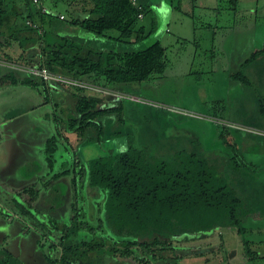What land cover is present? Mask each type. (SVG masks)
Returning a JSON list of instances; mask_svg holds the SVG:
<instances>
[{"label": "trees", "instance_id": "trees-1", "mask_svg": "<svg viewBox=\"0 0 264 264\" xmlns=\"http://www.w3.org/2000/svg\"><path fill=\"white\" fill-rule=\"evenodd\" d=\"M38 2L0 0V59L27 69L24 74L16 69L0 75V88L28 86L45 97L44 103L52 101V92L61 95L60 90H73L74 108H64L67 126L46 144L51 171H55L59 139L65 132L80 137L77 147L126 141L122 150L104 152L86 166L75 162L71 169L70 159L59 162L61 171L53 178L64 188L56 184L50 195L63 203L71 194L68 204L74 216L70 223L55 220L50 224L43 217L39 221L31 211L41 190H17L23 200L17 203V214L38 230L39 244L50 264H102L106 255L138 264H183L188 256L179 252L182 239L224 227L236 229L245 254L255 261L258 254L251 249L255 242L248 239L250 230L245 224L249 219H264V178L247 159L264 156V142L254 138L256 142L250 143L246 138L239 144L223 127L220 139L229 152L211 153L196 137L165 135L157 120L151 124L148 119L140 135L127 124L126 112L133 107L120 89L163 75L168 66L167 48L161 40L148 44L156 22L151 29L140 25L139 15L146 16L151 6L145 0ZM61 7L70 19L58 11ZM72 29L86 31L89 43L72 35ZM15 44L21 48L17 57L7 52ZM254 64L264 70V44L232 75L252 91L247 73ZM44 69L55 78L32 72ZM260 103L264 118V97ZM249 144L258 146L257 152L247 154ZM40 170L37 165L33 177ZM71 175L70 185L60 180ZM83 181L105 195L97 227L81 219L77 196ZM59 208L54 205L51 211L57 214ZM46 241H50L49 250ZM0 264L21 262L0 248Z\"/></svg>", "mask_w": 264, "mask_h": 264}, {"label": "rangeland", "instance_id": "rangeland-1", "mask_svg": "<svg viewBox=\"0 0 264 264\" xmlns=\"http://www.w3.org/2000/svg\"><path fill=\"white\" fill-rule=\"evenodd\" d=\"M159 1L161 0H145V4L151 7L147 11L145 19L140 21V25L151 29L154 25L153 22H156L155 35L149 37L148 44L157 39L161 40L167 48L168 66L163 75L156 74L148 81L120 89L122 93L129 96L125 102L133 107L126 112L127 124L135 131L136 135H140L143 130L142 126L148 122V119L150 120L148 123L151 124L157 120L158 128L165 135L196 137L203 143L205 150L211 153L229 152L226 144L220 139L223 127L228 128L239 144L246 138H248L246 141L250 143L255 141L254 138L264 142V118L260 113V100L264 97V78L261 80L257 73L259 68H256L255 64L247 73L249 78L251 77L254 91L243 81L232 77L234 73L241 70L244 61L255 50L263 46L264 35L257 31L244 36V29L246 28L247 31L249 27L245 22L249 23L251 20L242 19L244 12L237 9L236 11H241L237 18L241 19H238L233 26L241 34L237 33L238 35L233 40L234 51L231 56L225 52L227 54L225 58L212 56L210 51L212 41L205 38L208 32L205 29L199 34L198 31L195 32V28L202 22L180 12L177 13L166 1V3L164 1L158 3V5L161 4L159 7H154V3ZM174 1L176 5L179 0ZM166 10H169V13ZM58 11H63L62 13L65 14L62 7L58 8ZM223 11L231 16L230 9L227 8ZM65 16L68 18L67 14ZM257 29L259 28L257 27ZM73 31L72 35L75 34L80 37L79 39L89 43L90 35L86 31L72 29L71 32ZM20 50L21 48L15 44L14 48L8 49L7 52L17 57ZM217 61L220 62L217 63ZM226 61L228 62L226 63ZM223 62H225L224 65H222ZM16 69L23 74L27 70L24 66L0 59V75L8 70ZM72 91L69 89L60 90L61 95L52 92L50 94L52 101L44 103L45 97L28 86L0 88V140L8 153L5 158H1L5 167L1 169L0 182H6L7 186L11 184L14 187H21L20 185H22L25 188L35 187L41 190L40 197L31 212L39 221H44L41 218L43 217L51 221L50 224L56 221L67 224L74 216V212L68 204L71 194H67L63 203L57 202L56 197L50 195V189H53L54 186L60 185L64 188L58 184V180L53 178L56 172L61 171L59 162L63 158L70 159L71 169L74 168L75 162L86 166L88 161L102 153L119 151L126 146V141L123 138L112 141V144L106 142L77 147L81 141L80 137L75 133L65 132V134L63 133L64 137L59 139L61 149L57 153L58 161L55 171H51L46 160V144L50 138L58 134V129H64L67 126L64 119L67 112L64 108H74V100H70ZM4 120L6 121L4 122ZM256 133L261 136L254 135ZM66 136L70 143L66 141ZM247 146V154L257 152L258 146H252V144ZM37 159L41 170L38 175L33 177L32 169L37 165H35L36 162L31 161ZM247 160L258 169V173L264 178V156ZM28 177L31 178L28 179ZM70 178L72 175L60 180L70 185ZM2 186L4 185L0 186V207L2 210L4 208L10 211L18 209L17 203L23 202V200L21 201V198L16 195L17 192L9 193ZM12 197L14 200L11 199ZM77 197L79 198L78 207L82 213L81 219L97 227L98 219L102 217L101 209L105 195L100 190L89 187L88 183L83 181L79 183ZM54 205L60 206L57 214L51 211ZM58 214L60 219H58ZM249 220L245 226L250 230L247 235L248 239L255 242L251 244V249L258 254L255 261L249 260L245 254L244 243L236 229L224 227L211 234H200L182 239L180 241L182 247L179 252L188 256L182 263L264 264V258H261L264 257V219ZM32 221L31 219L27 220L30 224ZM53 233L60 237V232L54 231ZM32 237L30 234V236L19 238V244L22 240L26 242L24 245L26 257L24 253L22 255L23 262L28 264L32 259L31 247L34 246ZM86 239H90V237ZM49 245L50 241H46L47 250H49ZM102 264L138 263L134 260H124L106 255Z\"/></svg>", "mask_w": 264, "mask_h": 264}, {"label": "crops", "instance_id": "crops-1", "mask_svg": "<svg viewBox=\"0 0 264 264\" xmlns=\"http://www.w3.org/2000/svg\"><path fill=\"white\" fill-rule=\"evenodd\" d=\"M163 1L169 2L171 4V8L177 11V13L180 12L188 17L191 16L194 19H199L202 22L200 26L195 28V32L197 33L198 31L199 34L200 32H203L204 29L208 32V34H206L207 37H204L209 41H212V46L210 47V51L213 54L212 56L225 58L227 55L225 52H228L229 56H231V53L234 51L233 40H235V37L238 34H241V32L237 31L235 26H233L238 19H241L237 18V15L241 14V11H236L237 9L243 10L244 17L242 19L245 20L248 18V20H251L249 23L247 21L245 22L249 25V27L247 31L246 28L244 29V36L245 34L252 32L256 33L257 31L264 35V0H179L176 5L174 0H161L156 4L154 3V7H159L161 4L158 5V3H162ZM14 2L20 3L22 0ZM227 8L231 10V16L227 15L223 11ZM166 12L169 13V10H166ZM232 16H234V18H232ZM145 17L146 16H144L142 20H144ZM259 24L261 25L258 26ZM257 27L259 29H257ZM217 41L218 43H216ZM218 62L220 61H217V63ZM227 62L228 61H226V63ZM224 64L225 62L222 63V65ZM257 73L260 75L261 80H263L264 70L261 69L260 71V69H257ZM5 121L6 120H4V122ZM2 143L3 142L0 140V174L1 169L5 167L1 158H5L6 154H8L3 148ZM31 162H36L35 165H38V159ZM35 168L36 167L32 170ZM31 177H28V179ZM1 184L4 185L2 187L9 193H15L19 190V188H25L22 185H20L21 187H14V185L11 184L7 186L6 182H0V186ZM13 198L14 197L11 199L14 200ZM22 220L23 219L17 214L16 209L10 211L4 208L2 210L0 207V248H6L21 262V264H28L23 262L22 255L24 253L26 257V252L24 251V245L26 242L22 240L19 244V238L23 236L26 237L27 235L30 236L31 234L33 236L32 241L34 246L31 247L32 259L30 264H50L46 258L47 252L43 251L41 245L39 244L40 234L38 233V230H36L32 225L25 224Z\"/></svg>", "mask_w": 264, "mask_h": 264}, {"label": "built area", "instance_id": "built-area-1", "mask_svg": "<svg viewBox=\"0 0 264 264\" xmlns=\"http://www.w3.org/2000/svg\"><path fill=\"white\" fill-rule=\"evenodd\" d=\"M134 2H135V0H134ZM35 3H39L38 2V0H35ZM43 11H46V7H43ZM141 18H143V14H140L139 15ZM30 71H32V70H30ZM32 72H34V73H41L42 75H44L46 78H49V77H53V78H55L54 76H51V74L50 73H48L47 72V70H42L41 72L39 71V70H33ZM116 94H118V93H116Z\"/></svg>", "mask_w": 264, "mask_h": 264}, {"label": "water", "instance_id": "water-1", "mask_svg": "<svg viewBox=\"0 0 264 264\" xmlns=\"http://www.w3.org/2000/svg\"><path fill=\"white\" fill-rule=\"evenodd\" d=\"M231 255H233V254H231Z\"/></svg>", "mask_w": 264, "mask_h": 264}]
</instances>
